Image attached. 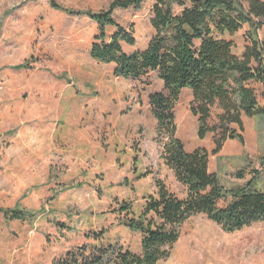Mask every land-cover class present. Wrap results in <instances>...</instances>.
<instances>
[{
	"label": "rangeland",
	"instance_id": "1",
	"mask_svg": "<svg viewBox=\"0 0 264 264\" xmlns=\"http://www.w3.org/2000/svg\"><path fill=\"white\" fill-rule=\"evenodd\" d=\"M109 1L56 0L75 11L105 9ZM153 2L114 11L116 22L134 25L136 42L122 44L124 52L144 48L152 37ZM114 30L108 26L106 37ZM246 30L225 35L234 54H242ZM96 33L85 15L54 9L49 0H0V264H54L94 245L140 254L141 234L119 223L117 203L130 202L138 214L145 197L156 195L157 179L186 196L160 158L149 106L148 95L163 82L155 73L141 80L114 76L113 67L88 54ZM258 33L264 39V27ZM253 87L262 102L263 87ZM180 97L176 135L191 151L197 122L187 93ZM212 112L208 121L215 125ZM252 126L246 162H218L209 152L226 186L242 182L234 172L245 163L264 172V123L258 133L254 120ZM13 210L26 216L12 218ZM100 264L120 263L107 257ZM156 264H264V222L225 232L195 214L181 226L170 256Z\"/></svg>",
	"mask_w": 264,
	"mask_h": 264
},
{
	"label": "trees",
	"instance_id": "2",
	"mask_svg": "<svg viewBox=\"0 0 264 264\" xmlns=\"http://www.w3.org/2000/svg\"><path fill=\"white\" fill-rule=\"evenodd\" d=\"M153 1L149 19L152 37L144 48L130 52H124L122 44H135L134 25H121L113 14L118 8H140L143 0H110L107 8L94 11L62 8L56 0H49V5L77 16L85 15L97 24L88 54L95 61L113 63L114 76L141 80L155 73L163 82L161 91L148 95L149 106L162 144L160 158L185 187L186 196H177L157 179L156 195L145 197L138 214L130 202L117 203L119 223L141 234L140 254L120 247L115 250L111 245H94L87 254L82 250L67 252L54 264H100L107 257L120 264H156L170 256L181 226L195 214H203L225 232L264 222V186L260 183L264 172L245 163L234 172L235 179L242 182L226 186L219 173L208 170V150L201 146L185 149L176 135L173 112L181 91L191 90L189 112L196 118V135L203 139L208 132L213 133L212 154L218 153L227 139L245 146L241 133L243 115L254 120L258 133L264 123V92L260 102L253 82L264 89V39L258 33L264 27V0ZM244 25L246 44L242 54L237 55L225 35H235ZM108 26L115 28L109 38ZM213 107L220 111L215 125L208 121ZM246 155L243 149L230 158L246 162ZM216 158L218 162L225 159ZM11 216L23 219L26 213L13 210Z\"/></svg>",
	"mask_w": 264,
	"mask_h": 264
},
{
	"label": "crops",
	"instance_id": "3",
	"mask_svg": "<svg viewBox=\"0 0 264 264\" xmlns=\"http://www.w3.org/2000/svg\"><path fill=\"white\" fill-rule=\"evenodd\" d=\"M106 65L111 66V68H112L114 64L111 63V64H106ZM183 93H187V97H188L187 104L190 103V100L192 99L191 90H189L187 88H184L181 91V94H183ZM212 111H215L216 114L220 113V111H219V109L217 107H213ZM252 122H253V120L251 118H248V117H246L244 115L242 116V123H243V126H244V137H245V140H244L245 146L244 147L239 142H237L235 139H227V140L224 141L223 146L218 151V153L214 154L215 157H218V156H220V157L224 156L225 158L226 157H235V156L241 154L243 152V149L247 150L248 147L252 145V144L250 145L249 142L252 143L251 140H252V136L254 135V132L251 130V128L253 127L252 126ZM248 126L250 127L249 132L247 130ZM230 127H233V128L236 129L235 125H230ZM212 134H213L212 132H208L207 135L203 139H198V142H196L194 147L201 146V147H204L206 150H208V152H211L212 149L214 148V143L212 142ZM248 134H249V136H248ZM194 147H192L191 149L189 148V149L192 150ZM185 149H186V146H185ZM208 158H209L208 170L210 172L219 173L218 169L221 167V165L219 166V168L216 167V161H215L216 159L214 158L212 160L210 157H208Z\"/></svg>",
	"mask_w": 264,
	"mask_h": 264
}]
</instances>
